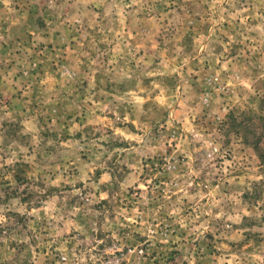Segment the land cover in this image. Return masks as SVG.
Masks as SVG:
<instances>
[{
    "label": "rangeland",
    "instance_id": "374dc122",
    "mask_svg": "<svg viewBox=\"0 0 264 264\" xmlns=\"http://www.w3.org/2000/svg\"><path fill=\"white\" fill-rule=\"evenodd\" d=\"M0 264H264V0H0Z\"/></svg>",
    "mask_w": 264,
    "mask_h": 264
},
{
    "label": "trees",
    "instance_id": "16d2710c",
    "mask_svg": "<svg viewBox=\"0 0 264 264\" xmlns=\"http://www.w3.org/2000/svg\"><path fill=\"white\" fill-rule=\"evenodd\" d=\"M254 145L257 147L259 146V141L254 142Z\"/></svg>",
    "mask_w": 264,
    "mask_h": 264
}]
</instances>
